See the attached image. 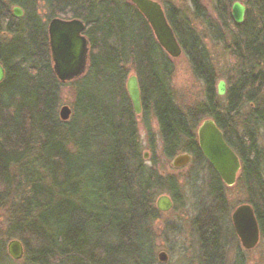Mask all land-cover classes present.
Masks as SVG:
<instances>
[{
  "label": "trees",
  "instance_id": "1",
  "mask_svg": "<svg viewBox=\"0 0 264 264\" xmlns=\"http://www.w3.org/2000/svg\"><path fill=\"white\" fill-rule=\"evenodd\" d=\"M214 1L223 26L236 30L232 85L223 108L194 22L213 35L216 24L201 0H190L194 20L175 0H161L183 55L204 85L205 101L184 110L171 86L174 59L129 0H0V64L6 72L0 83V209L6 211L0 264L14 261L6 248L13 239L24 246L25 264H161L153 231L162 216L156 199L167 192L175 207L180 195L174 177L159 175L144 161L138 120L154 150L150 116L167 159L188 153L191 163L204 162L209 171L215 214L207 211L197 219L204 264L219 263L224 243L218 220L227 206L226 185L198 143L197 130L206 119L214 120L240 159L237 183L248 193L264 238V151L256 133L264 125V0L248 1L241 24L231 15L240 0ZM14 7L23 10L22 17L14 16ZM53 18L85 24L88 68L72 82L61 83L53 71ZM131 72L141 92L139 116L127 92ZM68 86L72 114L63 121L58 112ZM245 105L251 107L247 116Z\"/></svg>",
  "mask_w": 264,
  "mask_h": 264
},
{
  "label": "rangeland",
  "instance_id": "2",
  "mask_svg": "<svg viewBox=\"0 0 264 264\" xmlns=\"http://www.w3.org/2000/svg\"><path fill=\"white\" fill-rule=\"evenodd\" d=\"M155 1L161 4V0ZM248 1L249 0L239 1V3L246 7V12ZM175 2L177 6L194 20L192 17L190 0H175ZM201 4L206 10L208 17L213 20L217 26V33L213 35L200 21L196 20V22H194L195 28L202 38L203 45L208 52L215 70L217 78L215 87L216 95L218 103L221 108H223L227 105L226 97L232 85L230 76L235 66V61L232 57L231 48L233 47V39L236 30L233 29L234 26L230 23L226 25L227 27L223 26L222 20L219 18L216 11L214 0H201ZM41 14L45 19L46 12L42 10ZM173 62L174 75L172 77L171 86L178 106L187 110L190 107L203 103L205 101L203 82L194 75L188 59L182 54L180 57L174 59ZM261 70L264 73V65ZM133 75L134 72H131L130 76ZM221 81L225 82L226 87V93L223 96L217 94V86ZM72 102L73 89L69 86L63 88L59 112L64 106L71 107ZM250 108L251 107L248 105L242 108L243 116H247L250 113ZM150 121L152 138L155 140L156 146L154 150L149 148L147 133L144 130L141 119L138 120L144 161L148 166L153 167L159 175L163 177H174L177 181L180 195L178 204H176L171 211L162 213L161 218L153 224V231L156 236L155 255L158 259L160 253H166L168 260L165 263L160 262L161 264H204V252L201 249V242L197 234V219L199 215H203L207 211L212 215L215 214L214 205L207 192L209 171L207 170L206 164L201 161H197L198 163H190L183 168H173V159H167L162 152L157 122L152 116H150ZM256 129L257 144L264 151V125H259ZM145 155L147 156L146 158ZM161 195H169V193L164 192ZM161 195H159L158 198ZM224 196L226 197L227 206L223 216L218 220L221 228V243H224V245L220 246L218 264H264V238L262 235L260 234L261 237L258 245L254 249L248 251L241 246L238 237L235 232H233L231 215L238 206L247 203L248 193L245 191L244 186L236 181L234 186H226ZM5 217V209H0V222H2ZM213 219L217 218L215 217ZM8 264L25 263L19 260L8 262Z\"/></svg>",
  "mask_w": 264,
  "mask_h": 264
},
{
  "label": "water",
  "instance_id": "3",
  "mask_svg": "<svg viewBox=\"0 0 264 264\" xmlns=\"http://www.w3.org/2000/svg\"><path fill=\"white\" fill-rule=\"evenodd\" d=\"M137 10L143 15L151 27L155 38L163 50L173 59L183 54L176 36L168 23L162 5L155 0H130ZM232 18L236 24L244 22L246 7L239 2L232 5ZM15 17H22L24 12L19 7L13 8ZM85 24L78 19L64 20L53 18L48 24L49 45L53 71L61 83L72 82L82 77L88 68L89 42L84 35ZM6 72L0 64V83L5 79ZM127 92L136 115L142 113L141 92L138 79L135 75L127 81ZM226 93L225 82L217 86V94ZM72 110L68 106L60 109L59 116L63 121H68ZM199 147L209 164L214 168L222 182L227 187H232L237 181L241 169L240 159L232 148L226 143L222 131L213 119L203 121L197 130ZM147 156L145 155V158ZM192 161L188 153L180 154L173 158L172 167L183 168ZM156 207L159 212L166 213L173 209L174 202L169 195H161ZM231 221L236 236L245 250L254 249L260 241V229L254 210L250 204L238 206L231 215ZM7 254L14 261L22 260L25 255L21 241L13 239L7 244ZM161 263L168 260L166 253L158 255Z\"/></svg>",
  "mask_w": 264,
  "mask_h": 264
}]
</instances>
